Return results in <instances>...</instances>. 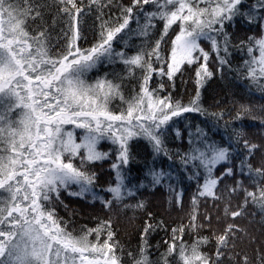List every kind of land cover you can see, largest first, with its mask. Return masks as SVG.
I'll use <instances>...</instances> for the list:
<instances>
[{"label": "snow or ice", "instance_id": "obj_1", "mask_svg": "<svg viewBox=\"0 0 264 264\" xmlns=\"http://www.w3.org/2000/svg\"><path fill=\"white\" fill-rule=\"evenodd\" d=\"M93 12L96 42L83 48ZM57 23L63 45L52 43ZM189 70L185 104L173 91ZM217 74L264 100V0H0V264H264V103L208 113L201 89ZM188 113L210 115L212 128L189 124L186 147L170 148ZM157 192L187 223L157 219ZM63 193L99 202L106 218L70 227ZM129 212L143 220L135 250L114 228ZM157 231L169 238L152 246Z\"/></svg>", "mask_w": 264, "mask_h": 264}, {"label": "trees", "instance_id": "obj_2", "mask_svg": "<svg viewBox=\"0 0 264 264\" xmlns=\"http://www.w3.org/2000/svg\"><path fill=\"white\" fill-rule=\"evenodd\" d=\"M87 0H85V3ZM124 3H127V0H123ZM107 12V10H106ZM116 10L113 9L112 13L115 14ZM107 18V17H106ZM48 23L51 24V17H47ZM157 25V30L153 32V39L158 38L159 30L162 29V24L160 22H155ZM98 24L99 22L95 19V13H91L88 16H85L82 20V28L84 29V36L86 39H81L78 43L83 48L91 47L93 43H95V34L98 32ZM64 27L61 23H57L55 27L51 30L52 35V43L54 45H63L65 43L63 34L61 29ZM131 27L133 29L136 28L135 22L132 23ZM175 27V26H174ZM171 34V33H170ZM127 39V37H125ZM132 43L134 45H139L142 43V40L138 37H133ZM168 45L163 44L162 48L167 49ZM113 48L116 51L123 50V43L119 40L113 42ZM237 61H239V54H236ZM111 67L107 66L106 63L100 66L99 73L93 72L90 74L89 79L93 80L97 74L103 75L105 71H110ZM194 77V72L189 70L185 72L182 77H178L176 80V89L173 91V96L177 99H181L183 103L187 104L189 99L194 96L195 90L194 85L192 82V78ZM160 78L158 76H154L153 79V86ZM184 83H181V81ZM231 76L228 79L221 80L219 74L213 78V80L209 81L203 89H201V104L202 106L207 109L208 113L212 112H219L221 109H232L233 108V101H238L242 103H252L254 105H259L264 103V100H261L260 95L258 92H255L252 96H249L246 90H240L233 86L230 83ZM171 91V89H169ZM236 92L237 95L233 96L232 93ZM127 94V93H126ZM110 107L114 111H119L121 108L126 107V105H122L120 101L114 100L112 101ZM234 114V113H233ZM187 119L184 118H176L177 122L175 126L172 128L170 135H169V147L176 149V148H183L186 147L187 142V135H188V127L189 124H198L201 127H204L206 130L212 128V117L210 115H200L199 113H188L185 114ZM227 119V117H226ZM245 123H252L250 120H245ZM75 127L74 125H66L65 131H72ZM179 130L183 140L175 139L176 130ZM194 130V129H193ZM254 131H259V129H254ZM77 137V142L79 140V136L82 134L81 130L75 129L74 133ZM212 133L210 132V135ZM221 131L216 133L214 138L219 139ZM134 150L136 148V141L132 142ZM140 145H146V142L141 140ZM150 151V149H148ZM78 162V161H77ZM109 164L105 163L103 165L104 174L107 176V171L109 169ZM142 165L133 163L131 165L133 171L135 172L139 169ZM100 171L99 167L96 169ZM75 190V189H73ZM195 191V188H191L185 192L184 201L185 206L187 207L191 198L192 193ZM64 204L68 205L69 211H65L63 206H59L57 208V212L59 216L63 217L65 220L69 219L70 214L74 210V215H71L72 225L70 227H75L79 230L81 227H88L94 228L97 226L98 221L100 219H105L106 214L105 211L102 209L99 202H96L94 205L89 203L88 201L81 200L78 198L70 197L67 193H63L61 196ZM151 201V208L153 211L157 213V219H164L169 225L175 226L180 222V219L183 217L184 222L187 223V218L185 214L179 210H171L168 208L166 203V197L161 192H157L154 197H148ZM210 206V203H209ZM204 206L202 204L200 211L203 212ZM133 214L129 212L127 216H121L118 223L114 224V228L117 231L116 239L120 242L122 246L125 247L126 250H135L139 240V231L143 224L142 219H135L133 221H129L128 217L132 216ZM206 234V233H205ZM169 237L165 234L164 231H157L152 234L150 237V244L152 246L157 245L158 243H162L163 240L168 239ZM185 239L187 240L188 237L186 236ZM154 251V248H153ZM163 251V248H161ZM155 259V254L152 256Z\"/></svg>", "mask_w": 264, "mask_h": 264}, {"label": "rangeland", "instance_id": "obj_3", "mask_svg": "<svg viewBox=\"0 0 264 264\" xmlns=\"http://www.w3.org/2000/svg\"><path fill=\"white\" fill-rule=\"evenodd\" d=\"M71 128H74L73 126H71ZM80 130V129H79Z\"/></svg>", "mask_w": 264, "mask_h": 264}]
</instances>
